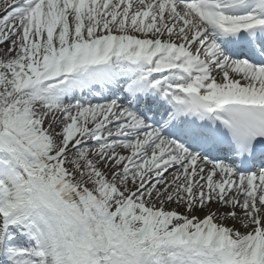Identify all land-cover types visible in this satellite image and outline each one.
<instances>
[{"label": "snow or ice", "instance_id": "6c2138e0", "mask_svg": "<svg viewBox=\"0 0 264 264\" xmlns=\"http://www.w3.org/2000/svg\"><path fill=\"white\" fill-rule=\"evenodd\" d=\"M0 264H264V0H0Z\"/></svg>", "mask_w": 264, "mask_h": 264}]
</instances>
